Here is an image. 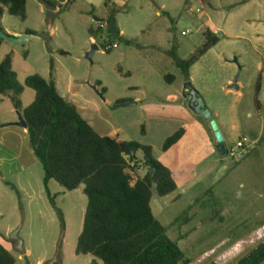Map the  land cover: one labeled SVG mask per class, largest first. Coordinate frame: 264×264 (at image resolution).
I'll return each mask as SVG.
<instances>
[{
  "label": "rangeland",
  "instance_id": "1",
  "mask_svg": "<svg viewBox=\"0 0 264 264\" xmlns=\"http://www.w3.org/2000/svg\"><path fill=\"white\" fill-rule=\"evenodd\" d=\"M51 1L55 7L27 0L26 21L7 10L0 19L8 36L0 64L12 54L25 87L21 111L0 95V245L16 264H94L92 256L76 255L88 206L83 189L50 182L63 224L28 132L8 126L19 124L34 102L36 93L25 83L39 75L55 81L100 136L153 147L178 189L165 198L154 194L152 210L192 264H237L264 241V0ZM209 32L219 39L216 46L208 44ZM95 45L100 50L89 60ZM200 50L207 53L188 74L177 67V60ZM237 76L240 89L234 90ZM189 83L214 114L227 149L244 143L243 160L220 154L211 123L190 107ZM130 103L136 105L121 107ZM180 129L184 139L165 152V141ZM146 173L141 164L132 184ZM15 231L25 253L12 239Z\"/></svg>",
  "mask_w": 264,
  "mask_h": 264
},
{
  "label": "trees",
  "instance_id": "2",
  "mask_svg": "<svg viewBox=\"0 0 264 264\" xmlns=\"http://www.w3.org/2000/svg\"><path fill=\"white\" fill-rule=\"evenodd\" d=\"M41 1L55 7L51 0ZM0 6V19L7 10L9 15L26 21L27 0H0ZM111 33L117 36L113 27ZM207 37L209 45L219 43L214 34L209 32ZM2 44L0 39V48ZM206 53L200 50L187 61L177 60L176 65L188 74ZM165 78L170 85L175 81L172 75ZM25 85L35 91L36 97L22 116L28 124L31 149L44 169V184L51 204L56 208L49 191L53 180L67 191L82 188L88 199L76 255L92 256L94 264L99 261L103 264H192L152 210L154 194L165 198L178 189L173 172L155 158L153 147L100 136L77 106L60 95L53 80L34 75L27 78ZM262 87L260 77L256 85L257 108L261 104ZM24 91L10 54L0 64V95L11 97L16 109L21 111ZM185 135V129L177 131L165 141L163 150H171ZM139 154L143 156L141 162H138ZM141 164L147 173L132 184V173ZM56 210L64 224L63 213ZM16 262V257L0 245V264ZM237 264H264V241Z\"/></svg>",
  "mask_w": 264,
  "mask_h": 264
},
{
  "label": "water",
  "instance_id": "3",
  "mask_svg": "<svg viewBox=\"0 0 264 264\" xmlns=\"http://www.w3.org/2000/svg\"><path fill=\"white\" fill-rule=\"evenodd\" d=\"M117 36H120V34L118 32H117ZM6 38H8V36L0 28V39H6ZM9 39L13 42H19V41L28 39V37H25L23 39H16V38H9ZM99 50H100L99 47L97 45H95L93 47V49L89 52L88 59L92 60L94 54H96ZM238 79H239V76L236 77V79L232 85V88L234 90L240 89V87L238 86ZM186 88L189 92V96L191 97L190 107H191L192 111L195 114L202 116L203 118H205L206 120H208L211 123L212 129L215 133V136H216V139H217V142L219 145L218 146L219 152L224 158L228 157L229 156V150L227 149L226 145L224 144L225 138H224L223 132L220 129L218 122L214 118V114L208 108L204 98L200 95V93L197 91V89L191 83L187 84ZM95 90H97V89L95 88ZM135 105L136 104H134V103L133 104L130 103V104H123V105H121V107H130V106H135ZM17 125L21 128L26 129V130L28 129V124L25 121V119L23 118V116H21L20 123ZM12 239H14L18 242L17 248L19 250H21L23 253H25L26 250L24 248V242L19 236V231L14 232V234L12 235Z\"/></svg>",
  "mask_w": 264,
  "mask_h": 264
},
{
  "label": "built area",
  "instance_id": "4",
  "mask_svg": "<svg viewBox=\"0 0 264 264\" xmlns=\"http://www.w3.org/2000/svg\"><path fill=\"white\" fill-rule=\"evenodd\" d=\"M118 45H113V47H108V50L117 49ZM229 150V157L236 161H241L245 158V155L248 153L247 148L245 147L244 143L239 142L237 145L233 146Z\"/></svg>",
  "mask_w": 264,
  "mask_h": 264
},
{
  "label": "crops",
  "instance_id": "5",
  "mask_svg": "<svg viewBox=\"0 0 264 264\" xmlns=\"http://www.w3.org/2000/svg\"><path fill=\"white\" fill-rule=\"evenodd\" d=\"M92 41H95L94 39H92ZM171 98H174L173 96H169L168 97V100H171ZM8 126H10V127H15V128H21V127H19L18 125H15V124H10V125H8ZM8 126L7 125H4L3 127H1L2 129H6V128H8ZM21 129H23V133H25V131H27L26 129H24V128H21ZM28 132V131H27ZM23 170V169H22ZM14 176V175H13ZM3 178V180H5V177H2Z\"/></svg>",
  "mask_w": 264,
  "mask_h": 264
}]
</instances>
